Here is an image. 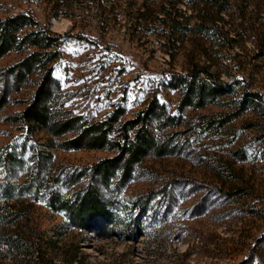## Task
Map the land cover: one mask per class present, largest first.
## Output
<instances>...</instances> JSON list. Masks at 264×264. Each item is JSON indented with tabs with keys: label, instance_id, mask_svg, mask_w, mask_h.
Segmentation results:
<instances>
[{
	"label": "rangeland",
	"instance_id": "rangeland-1",
	"mask_svg": "<svg viewBox=\"0 0 264 264\" xmlns=\"http://www.w3.org/2000/svg\"><path fill=\"white\" fill-rule=\"evenodd\" d=\"M23 11L63 38L58 57L18 83L6 70L37 48L0 57V182H37L13 190L20 217L0 219V264H264V0H0V18ZM196 67L220 93L183 106L177 77ZM48 68L53 115L93 122L119 107L122 120L152 110L147 125L168 153L124 180L93 179L88 168L114 151L58 148L62 138L14 119ZM92 183L113 231L76 228L34 198Z\"/></svg>",
	"mask_w": 264,
	"mask_h": 264
},
{
	"label": "trees",
	"instance_id": "trees-1",
	"mask_svg": "<svg viewBox=\"0 0 264 264\" xmlns=\"http://www.w3.org/2000/svg\"><path fill=\"white\" fill-rule=\"evenodd\" d=\"M225 1V0H222ZM171 6L175 7V2ZM225 6H217V12L221 13ZM167 16H171L172 10H165ZM162 21H166L162 18ZM181 22L177 17L172 18L171 26ZM63 35L52 32L44 26L30 11L18 12L14 15L0 18V57L10 51H20L26 46H34L37 49L30 52L22 60L10 66L4 75L12 72L18 83L22 78L31 74L37 67H47L50 62L58 57V53L52 48L59 44ZM206 72L208 77L197 81L198 76ZM51 68H48L40 87L33 100L25 108L19 118L23 125L29 129L34 127L46 130L55 137L62 138L55 146L63 149H104L114 151L112 157H106L94 163L88 168L91 176L104 186L108 185L112 176L120 173L124 180L128 177L135 165L147 156H163L169 151V142L159 138L155 131L147 125L152 110L139 112L134 118L122 120L125 109L116 108L104 120L90 122L83 120L82 116L64 117L53 115L48 99L51 96ZM210 78L216 81L215 75L206 67H196L190 75H179L180 84L186 86L182 105H202L206 98L214 99L218 95L219 88ZM5 92H0V110L7 104ZM162 117V112L158 113ZM161 119V118H160ZM167 119H174L168 116ZM167 120V121H168ZM172 125L166 122L161 127ZM72 134L70 138H65ZM87 173V170L84 169ZM80 174V176L82 175ZM97 177V178H95ZM40 176L38 181L40 182ZM37 182H26L18 186L15 183L0 182V219L13 224L19 219V214L14 210L16 197L13 190H30ZM37 190L34 198L43 199L45 203L55 211L63 212L69 223L80 229H86L91 224H96L98 229L110 231L109 223L113 221V213L109 209L108 201L102 197L99 187L92 183L79 188L71 195L64 194L58 189L48 192ZM12 192V193H11ZM41 193V194H40ZM110 229V230H109ZM113 231V229L111 230Z\"/></svg>",
	"mask_w": 264,
	"mask_h": 264
}]
</instances>
